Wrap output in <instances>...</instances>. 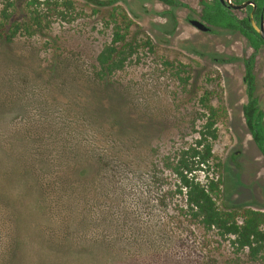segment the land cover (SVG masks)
<instances>
[{"label": "rangeland", "instance_id": "1", "mask_svg": "<svg viewBox=\"0 0 264 264\" xmlns=\"http://www.w3.org/2000/svg\"><path fill=\"white\" fill-rule=\"evenodd\" d=\"M31 1L0 0V24L13 2L2 23L19 27L0 40V264H264L193 217L166 168L195 144L208 93L225 114L217 206L264 213V157L242 111L247 40L199 32L154 0H55L72 3L67 18L42 6L36 27ZM113 19L150 45L102 81ZM254 65L264 107V49Z\"/></svg>", "mask_w": 264, "mask_h": 264}, {"label": "trees", "instance_id": "2", "mask_svg": "<svg viewBox=\"0 0 264 264\" xmlns=\"http://www.w3.org/2000/svg\"><path fill=\"white\" fill-rule=\"evenodd\" d=\"M167 5H173L174 0H159ZM13 2H7L2 11V22L8 23L11 15L7 13L8 9L14 7ZM43 3V4H42ZM29 5L34 7L33 21L36 27H42L44 20L50 18L49 14H43V9L57 15L63 20L67 18L60 6L67 10L72 8V3L64 1L58 3L55 0H32ZM113 2L103 3L102 7H110ZM41 9V10H40ZM112 14V18H114ZM126 17V16H125ZM213 23H220L223 17H219ZM0 24V40L5 43H11L16 37L19 27H8L4 23ZM115 23L112 31L113 37L111 43L104 47L97 57L98 72L96 74L99 80L111 78L116 72L122 70L126 62L138 52L141 46H149V42L142 43L143 39L138 40L131 36L133 23L124 19L121 23L113 19ZM29 31V28H26ZM255 48H259L262 42L258 38H248ZM168 65H170L168 63ZM245 84L248 87L249 101L243 108V115L247 126L254 133V139L257 147L264 155V113L259 107V100L254 96L255 76L252 67H248ZM210 94L206 93L200 100L206 110L205 124L197 132L195 144L183 148L176 155L175 159L168 160L166 168L171 171L177 181V192L186 198L188 210L193 217L200 219L201 223L208 229H216L224 237H234L233 244L239 249L249 250L251 256L256 258L264 251V213L251 210H242L239 212L222 211L217 206V199L221 193L220 169L221 165L214 154V144L219 139L217 124L224 117V110L210 104L208 98ZM258 128V133L254 129ZM72 184V183H71ZM18 242L15 244V253L18 251ZM11 253L14 252L12 251ZM12 256V255H11ZM15 258H18L14 255Z\"/></svg>", "mask_w": 264, "mask_h": 264}, {"label": "flooded vegetation", "instance_id": "3", "mask_svg": "<svg viewBox=\"0 0 264 264\" xmlns=\"http://www.w3.org/2000/svg\"><path fill=\"white\" fill-rule=\"evenodd\" d=\"M159 4L167 7L168 9H179L182 8V13L185 18L189 21L190 25L197 29L199 32L211 35V36H240L244 37L249 43L250 48L253 50L254 54L251 59L245 60L244 63V77L243 84L245 86V97L246 102L244 106L249 101L248 87L245 84V78L247 75L248 67H252L253 75L255 76V92L257 90V81L255 70V57L264 49V41L260 38V30H264V0H196L195 6L191 3H182L180 0H174L173 5H167L159 0H154ZM115 3V1H111ZM110 3V2H107ZM239 6H243L238 8ZM223 17L220 23H213ZM192 21H199L207 27V31H201L196 28ZM249 37H255L262 42V45L257 49L255 48ZM259 100V98H258ZM259 107L264 113V107L259 100ZM242 108V111H243ZM244 116V115H243ZM245 120V118H244ZM246 124V121H245ZM264 124V118H263ZM246 127L251 135L253 143L256 145L254 139V133L246 124ZM258 128L254 129V132L258 133ZM257 146V145H256ZM258 148V147H257ZM259 149V148H258ZM260 151V150H259ZM261 153V152H260ZM264 157V155L261 153Z\"/></svg>", "mask_w": 264, "mask_h": 264}, {"label": "water", "instance_id": "4", "mask_svg": "<svg viewBox=\"0 0 264 264\" xmlns=\"http://www.w3.org/2000/svg\"><path fill=\"white\" fill-rule=\"evenodd\" d=\"M243 6H239L238 8H241ZM192 24L198 28L201 31H207V27L205 25H203L202 23H200L199 21H192ZM260 38L264 41V30H260Z\"/></svg>", "mask_w": 264, "mask_h": 264}]
</instances>
